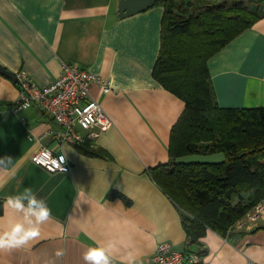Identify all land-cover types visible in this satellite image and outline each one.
Returning <instances> with one entry per match:
<instances>
[{
	"label": "crops",
	"instance_id": "crops-1",
	"mask_svg": "<svg viewBox=\"0 0 264 264\" xmlns=\"http://www.w3.org/2000/svg\"><path fill=\"white\" fill-rule=\"evenodd\" d=\"M119 3L0 0V66L47 85L65 64H77L113 87L104 94L94 84L91 91L112 127L75 146L47 135L60 128L37 106L15 113L17 84L0 73V158H12L0 163V199L30 188L52 212L37 239L0 251V264H85L84 253L97 245L111 264H153L163 242L189 255L200 246L201 264H264V221L231 235L208 228L191 244L182 210L151 176L171 160V132L185 102L153 75L164 7L121 18ZM208 67L221 107L264 108V17L217 51ZM43 146L64 155L70 170L49 172L34 163ZM15 215L3 208L0 230Z\"/></svg>",
	"mask_w": 264,
	"mask_h": 264
},
{
	"label": "trees",
	"instance_id": "trees-1",
	"mask_svg": "<svg viewBox=\"0 0 264 264\" xmlns=\"http://www.w3.org/2000/svg\"><path fill=\"white\" fill-rule=\"evenodd\" d=\"M250 1L264 5V0ZM156 5L164 7V14L153 75L185 102V109L172 128L171 160L153 168L151 176L182 210L189 242L195 244L208 228L224 235V226L247 210L245 205L253 207L264 199V108L221 107L214 97L208 67L217 51L250 29L264 13L221 7L213 14V8L208 7L196 17L180 8L181 17L176 13V0H157ZM196 27L201 29V40L192 44ZM201 140L211 144L202 149L198 144ZM195 153L223 154L224 159L179 161ZM234 198L239 202L234 204ZM2 205L0 199V214ZM185 211L195 217L185 215Z\"/></svg>",
	"mask_w": 264,
	"mask_h": 264
},
{
	"label": "built area",
	"instance_id": "built-area-1",
	"mask_svg": "<svg viewBox=\"0 0 264 264\" xmlns=\"http://www.w3.org/2000/svg\"><path fill=\"white\" fill-rule=\"evenodd\" d=\"M18 97L13 105L15 113L37 106L60 128L49 131L61 144L81 146L94 142L113 122L100 102L92 96V87L98 84L102 93L113 90L111 80L77 64H65L60 77L47 85H41L24 71L16 74ZM44 137V136H43ZM42 137V138H43ZM32 161L49 172H68L71 165L62 154L43 146L32 155ZM250 212L240 229L251 227L254 222L264 221V200ZM153 264H201L193 254L175 249L169 243L157 245Z\"/></svg>",
	"mask_w": 264,
	"mask_h": 264
},
{
	"label": "clouds",
	"instance_id": "clouds-1",
	"mask_svg": "<svg viewBox=\"0 0 264 264\" xmlns=\"http://www.w3.org/2000/svg\"><path fill=\"white\" fill-rule=\"evenodd\" d=\"M11 161L10 156L0 158V163L3 164ZM2 207L6 214L11 209L16 215L0 230V251L21 248L37 239L41 234V226L49 221L52 215L46 200L38 198L30 188L9 196ZM83 259L85 264H111L107 249L100 245L90 247L84 253Z\"/></svg>",
	"mask_w": 264,
	"mask_h": 264
},
{
	"label": "rangeland",
	"instance_id": "rangeland-1",
	"mask_svg": "<svg viewBox=\"0 0 264 264\" xmlns=\"http://www.w3.org/2000/svg\"><path fill=\"white\" fill-rule=\"evenodd\" d=\"M177 5H176V13L178 16L182 15L181 11H179V9L181 8V10L186 9V14L190 15L192 14L193 16H198L201 14V12L206 11V9L208 7L213 8V14H218V12H220L222 9H220L221 7H225L227 9H232L233 7H238V8H248L251 11H255L258 12L259 15L264 13V5H257L253 2H251L250 0H176ZM180 3V4H179ZM179 4V7H177ZM181 5V6H180ZM235 13H237V11H235ZM232 14V13H230ZM183 17V15L181 16ZM203 18H200V20H202ZM194 35L193 37H191L190 42L192 44H197L200 43L201 37H200V33H201V29L199 27H196L194 29ZM184 43H188V40L185 39L183 41ZM186 45V44H184ZM191 44H189L190 46ZM199 146L204 149L206 145H210L211 143L208 141H198ZM220 156H222L221 160H218L216 157H214L213 155L210 154H204V153H195V154H190V155H186L184 157H181L179 159V161L181 162H218V161H222L224 159L223 154H220ZM264 199H262L260 202H262ZM234 204L238 203L239 200L238 198H234L233 199ZM259 202V203H260ZM257 203V204H259ZM256 204V205H257ZM255 205V206H256ZM247 206V210L242 211L241 213H237L236 216H238L232 223H230L228 226H224V234L225 235H231L234 232H236L237 230H239L241 224L246 220L248 214L250 212H252L253 207H250L249 204L245 205ZM185 215H190V216H194V214L185 211L184 213ZM201 247L199 246L197 249H194V253L193 255L198 259L199 255L201 254Z\"/></svg>",
	"mask_w": 264,
	"mask_h": 264
},
{
	"label": "water",
	"instance_id": "water-1",
	"mask_svg": "<svg viewBox=\"0 0 264 264\" xmlns=\"http://www.w3.org/2000/svg\"><path fill=\"white\" fill-rule=\"evenodd\" d=\"M157 0H120L119 16L121 18L132 16L136 13L146 11L156 5ZM0 73L10 78L13 82L17 81L16 74L0 66Z\"/></svg>",
	"mask_w": 264,
	"mask_h": 264
}]
</instances>
